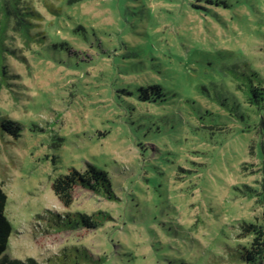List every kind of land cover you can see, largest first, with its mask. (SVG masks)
<instances>
[{"label":"rangeland","instance_id":"1","mask_svg":"<svg viewBox=\"0 0 264 264\" xmlns=\"http://www.w3.org/2000/svg\"><path fill=\"white\" fill-rule=\"evenodd\" d=\"M12 3L0 0V116L23 129L0 132L5 254L52 264L78 245L104 264H241V226L264 225V108L244 93L251 72L264 80V0H20L33 43ZM154 83L163 100L137 98ZM88 163L114 199L77 186L66 206L53 178ZM67 211L107 220L47 222Z\"/></svg>","mask_w":264,"mask_h":264},{"label":"trees","instance_id":"2","mask_svg":"<svg viewBox=\"0 0 264 264\" xmlns=\"http://www.w3.org/2000/svg\"><path fill=\"white\" fill-rule=\"evenodd\" d=\"M18 1L13 0L12 12L14 13L17 28L22 34L26 33L29 40L37 42L31 36L29 23L30 19L25 17L18 6ZM79 30V29H78ZM58 48V43L54 46ZM53 48V49H55ZM59 49V48H58ZM65 47L60 48L62 54L65 53ZM55 59V58H54ZM0 86L4 82L6 85V76L9 75L7 68L1 65ZM8 85V84H7ZM131 93V92H130ZM244 93L246 100L251 105L264 108V80L256 71L250 73L246 79ZM164 87L159 83L150 85H142L138 89L137 98L148 102H155L164 99ZM23 126L15 119L7 116H0V132L12 135L15 139L20 137ZM111 176L108 171L101 169L94 163H88L83 169L70 167L68 172L60 174L53 178L52 189L58 199L66 206H71L73 203L74 189L79 186L88 191L98 193L108 199H114V188L112 185ZM264 205V195L261 198ZM8 204V195L4 191L3 183L0 181V264H37L30 258L28 262L19 258H11L5 254L7 248L10 247V236L14 231V227L9 216L6 213V205ZM264 218V212L261 213ZM107 220V215L103 212H96L91 215L84 214L80 211H67L63 214L51 212L47 217V222L52 224L56 229H75L80 226L84 228H94L102 226ZM242 237L252 236V241L248 245H239L235 250V258L241 264H264V225L256 223H247L241 226ZM107 256H97L88 251L83 246H66L60 250L58 254L51 258L52 264H104Z\"/></svg>","mask_w":264,"mask_h":264}]
</instances>
